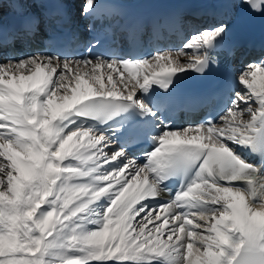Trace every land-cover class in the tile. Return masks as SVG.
I'll return each mask as SVG.
<instances>
[{
	"label": "snow or ice",
	"instance_id": "obj_1",
	"mask_svg": "<svg viewBox=\"0 0 264 264\" xmlns=\"http://www.w3.org/2000/svg\"><path fill=\"white\" fill-rule=\"evenodd\" d=\"M217 2L264 15V0ZM99 7L85 0L81 15ZM163 27L146 41L126 30L154 48L143 59L39 51L0 63V264H264V60L233 75L226 100L196 102L209 118L173 127L160 116L177 74L216 64L228 23L196 29L176 52L156 46ZM38 32L32 19L0 29V48ZM132 121L144 126V163L119 143L122 129L140 138Z\"/></svg>",
	"mask_w": 264,
	"mask_h": 264
},
{
	"label": "bare ground",
	"instance_id": "obj_2",
	"mask_svg": "<svg viewBox=\"0 0 264 264\" xmlns=\"http://www.w3.org/2000/svg\"><path fill=\"white\" fill-rule=\"evenodd\" d=\"M24 1L26 7L29 9V11L31 12V14L36 17L38 15L37 12V0H22ZM71 3L74 5V7H76V11L81 14L80 12H82V8H83V3L80 2V0H70ZM141 0H97V3L103 4L105 2H109L111 4L114 5H132V4H136ZM158 2L164 3V2H168L169 4L167 5H171L172 3L175 2H179V3H187V4H193V6H195V8H206V9H214L216 10V14H214L210 20H208V17L205 16V19L201 18L200 20L196 21L195 23L200 24L201 27H199L198 29H202L204 27H206L207 25L211 24L212 22H214L217 19L220 18H224L227 20L228 23V29L232 28V27H236V26H243L244 22L246 20H248V18L246 19V15L248 13V11H246L244 8H241L239 6H233V7H222L217 0H157ZM6 4H7V0H0V13L4 12L3 10L6 8ZM250 14V13H249ZM249 17V16H248ZM208 20V21H207ZM242 20L244 21L243 23ZM264 36V22L259 25L256 29H254L250 34H249V42L250 45H255L259 42H257L258 38ZM171 47L168 48L166 47L163 51H173L176 52L178 51L182 46H180V43H176L175 41H171L170 42ZM180 44V45H179ZM178 48V49H176ZM247 50H249L250 52L253 51V48L248 47ZM185 52H189L190 49H184ZM251 53H249V56L244 60L247 61L249 59H251L250 57ZM178 61L180 63H184L187 61V57L185 56H181L177 58ZM0 63H3V61L0 60ZM245 63V62H244ZM244 63H242L241 65H243ZM241 65L239 64H234V72L236 75H238V71L241 70ZM103 71V70H102ZM123 71V70H122ZM141 71L144 72H150L151 69H143ZM155 71H160L159 68L155 69ZM192 73V72H189ZM43 74H41L42 76ZM128 73L125 72L124 73V77L127 78ZM39 80V77L36 80L33 81H28V82H23L25 84H36ZM105 84L107 83L106 79H105ZM83 90V89H82ZM101 97H93V99H100ZM85 142H81V144H84ZM134 192L133 190H130ZM164 198V200L166 201L169 197L162 193L161 194ZM149 227H151V225H149ZM111 234H109L110 236ZM109 237H106V239H108ZM92 264H99V262H92ZM107 264H111V262H107Z\"/></svg>",
	"mask_w": 264,
	"mask_h": 264
},
{
	"label": "rangeland",
	"instance_id": "obj_3",
	"mask_svg": "<svg viewBox=\"0 0 264 264\" xmlns=\"http://www.w3.org/2000/svg\"><path fill=\"white\" fill-rule=\"evenodd\" d=\"M80 2L84 4L85 0H80ZM181 46H182V44H181ZM255 60H257V59H255ZM255 60H254V61H252V60H248V61H246V62L244 63V65L242 66V70H243L244 67H246V65H247L248 63L256 62ZM81 142H86V141H81ZM113 146L115 147V145H113ZM49 239H51V237H49Z\"/></svg>",
	"mask_w": 264,
	"mask_h": 264
}]
</instances>
